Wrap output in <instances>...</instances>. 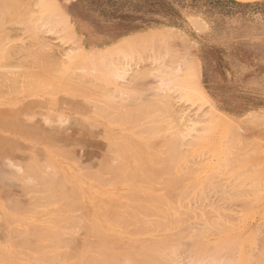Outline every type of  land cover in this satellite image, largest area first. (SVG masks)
Masks as SVG:
<instances>
[{"label": "rangeland", "instance_id": "rangeland-1", "mask_svg": "<svg viewBox=\"0 0 264 264\" xmlns=\"http://www.w3.org/2000/svg\"><path fill=\"white\" fill-rule=\"evenodd\" d=\"M141 1H144L145 5ZM146 1L55 0L54 3L52 0H0V207L7 210L11 206L18 207L27 202L36 203L34 200L48 198V193L49 198H58L59 212L67 216L66 225H68L61 228V232L66 235L64 239L61 237V244H67L64 241L69 239L71 241L73 236L76 237L77 264H86L87 261L88 264H92V260L95 261L94 264H109V262L124 264L125 258L127 264H161L167 260L164 256L170 257L168 258L170 262L166 261L162 264H191L192 256L190 263H186L189 258L186 259V256L191 254L189 252L195 251L190 249L203 232V227L200 226L203 223L196 226L200 222L196 224L193 220H199L201 217V221L205 219L203 220L206 225L205 233L209 234L212 227H214L213 232L217 233L211 236L212 232L208 237L197 240L201 241V244L208 242L205 247L212 244L211 249L214 251L216 246L214 242L217 240V243H224L227 247L229 241L234 239L236 246L237 243L241 245L238 244L236 248L237 250L239 248L240 253L237 258L240 263L243 261L241 264L244 260L245 262L247 260L246 264H253L255 260L252 261L253 250L259 251L260 256L258 254L257 258L260 257L258 260L262 262L264 258V234H262L264 233L262 226L264 225V113L258 111L245 116L243 114L249 105L248 101L253 100L260 106L264 104V0H156V7H148ZM160 1L163 5L159 4ZM56 2L60 11L70 15V21L74 20L88 27L94 39H100L101 42H118L120 36L132 32L135 26L141 28L150 26L157 31L129 38L128 41L126 39L122 43L119 41L104 52L107 57L98 64L100 70L97 68L91 70L85 67L83 58L76 54L79 48L75 43V37L69 24L60 17V12L56 11ZM49 15L54 25L52 22L51 26L47 21L44 22ZM156 33L175 37V50L181 52L184 57L188 56L186 52L192 46L195 59L200 57L206 64L208 76L200 81L204 86L206 84L204 88L207 89L208 94L204 89V94L199 91V85L200 87L203 85L201 86V83L198 85L197 81L191 85L187 94H180L176 90L166 92L165 96L161 94L162 92L150 90L152 87L147 84L151 83L149 81H156L158 77L156 79L155 75L159 73L154 71V64L152 65L154 60L152 61L150 57L153 58L154 55L155 59H158V56L162 55V47L165 45L171 47L169 43L174 42L171 37V42L163 44L155 37ZM79 44L83 47L80 42ZM183 48L185 51L182 50ZM95 50L102 49L86 51L83 48L84 56ZM173 50L174 48L172 52L175 53ZM120 66L127 70L132 69V72L138 75L133 78L132 72L128 74L120 71L123 78L118 79L117 72L113 69ZM93 81L95 86L92 84ZM125 81L132 82L130 85H124L125 87L120 85ZM144 83L147 91L143 93L139 89H142L141 86L144 89ZM122 87L123 90H119ZM213 95H217L218 104L212 102ZM144 97L145 100H142ZM97 124L100 126H96ZM93 133L94 136L91 135ZM90 138H96L95 140L102 144L99 153H82L79 150L84 146V149H87L86 145ZM167 145L171 146V152L168 150L170 146ZM103 156L104 158H101ZM111 164L113 167L110 166ZM116 165L119 167H114ZM44 166V170H41ZM46 176L48 177L45 178ZM61 185L63 190L60 189ZM255 189L262 195H259ZM224 193L230 194V197L228 195L225 197ZM218 194L221 196L219 197ZM183 195H186L187 199L184 200ZM191 202H197L199 206L197 203H194V206ZM211 204L213 206L209 207ZM171 205L180 209L179 213L172 211ZM82 206H85V209ZM128 206L133 208L129 209ZM196 206L201 210L204 207L207 213L211 210L216 213L217 210L220 215L217 213L214 215L213 211L205 215L204 211L200 210V213L197 208L194 211ZM221 206L226 209L224 207L222 209ZM157 208L162 209L161 211L170 209V213L174 214H171L169 219L175 215L177 220L185 215V219L181 218L184 224L180 225L181 221H169L171 224H176L175 227L172 224L173 230L170 223L161 225L163 219L158 215L163 212L159 214L160 209ZM187 208L194 211L191 213L194 219L190 215L187 217L186 214L191 211ZM181 213L185 214L181 215ZM230 213L234 216L230 217ZM179 214L181 216L178 217ZM138 215L141 216V220ZM206 216L212 217L209 220L213 219L214 221L211 220L213 223ZM0 217H3L1 211ZM117 217L119 218L116 219ZM149 217L156 218L159 224L157 220ZM164 217L165 221H168L169 216ZM110 219L112 222L109 221ZM177 222L178 226H185L184 229L177 228ZM185 224L191 227L188 230L192 233L194 227H197L194 236L191 232L187 233ZM226 224L231 226L229 230L225 229ZM2 225L5 223L3 222ZM209 225L210 228L206 232ZM144 226L151 228L147 231ZM136 227L138 230L140 228L141 235ZM167 227L172 232L168 231ZM215 228L217 231L224 230L221 233ZM91 229L98 231L94 232ZM142 230H146L147 233L142 234L144 232ZM179 230H182L181 235L184 234V230L186 236L190 234L191 236L188 237L191 240L199 233L197 236L199 238L195 242L190 241L194 242L192 248H183L186 245L183 241L188 242L189 239L176 238L180 235ZM156 231L159 232L158 236ZM252 233L254 234L251 235ZM256 234L258 237L263 235L261 242L255 238ZM161 239H164L163 242ZM228 239L230 240L227 242ZM178 240L181 244L183 242L181 249L180 245L177 246L178 248L175 245ZM225 240L226 242L221 243ZM150 241L153 243L149 244ZM258 241L260 244L263 243L262 246L255 244ZM165 242L168 244L166 245ZM254 244L256 248L262 247V249H255V246L253 248ZM198 245L196 247H199ZM202 245L204 247L205 244ZM231 245L228 247L235 251L236 249ZM147 246L152 247L151 251H148L150 248L148 249ZM217 246L218 249L223 248L221 249L223 254L226 253L224 246L221 247L219 244ZM138 247H143L146 252L145 250L141 252ZM168 247L169 249L172 247L170 251ZM201 247L197 249L203 250ZM228 247L227 252L230 251ZM209 248L208 246L209 251L206 249L207 255L210 254ZM172 249L177 251L173 254ZM166 250L169 252L166 253ZM203 251L194 252V256L195 253L198 256H201L200 254L205 256L206 252L203 254ZM212 251V254L217 255H209L213 256L212 258L222 254L220 250L218 254L217 251L216 253ZM234 251L230 252L231 256L234 255L232 254ZM2 252V261L8 263L17 261V254L11 252L8 244L3 247ZM146 253L151 257H147ZM230 253H226L224 257L227 259L229 256L227 254ZM183 254L184 256L181 257ZM92 256H95V260L91 258ZM222 256L218 257L220 262L223 260ZM247 256L251 260L247 259ZM60 257V260H64L63 254H60ZM153 257L154 260L160 257L165 260L160 259V263L159 260L154 261ZM241 257L245 259L241 260ZM235 258L231 257V259ZM237 258L234 262L230 260L232 264H237ZM96 259L101 262L97 263ZM194 259L195 262H201L199 258L194 257ZM226 259L224 258L222 262ZM212 260L209 259L210 262ZM257 261L256 264L259 263ZM210 262L208 264H211ZM217 263L214 261V264Z\"/></svg>", "mask_w": 264, "mask_h": 264}, {"label": "bare ground", "instance_id": "bare-ground-1", "mask_svg": "<svg viewBox=\"0 0 264 264\" xmlns=\"http://www.w3.org/2000/svg\"><path fill=\"white\" fill-rule=\"evenodd\" d=\"M41 1H43V0H41ZM52 1H54V3H55V0H52ZM241 1H242V0H241ZM4 2H5V1H4ZM55 6H56V11L60 12V13H59L60 17H61L63 20H65L66 23H68L69 26H70V29H71V31H72V34H73L74 37H75V43L77 44V47L79 48V50H78V52H77L76 54H78L79 57H82V58H83V62H84L85 67H88V68L91 69V70H96V68H97V70H100V66H98V64H100L101 62H103L104 60H106V57H107V56L105 55L104 52L107 51V50L109 49V47H105V48L102 49V50H97V51L95 50V51H92L91 54H89L88 56H84L83 48L81 47V45L79 44V40H78L77 37L75 36V33H74V31H73V28H72V25H71L70 22H69V18H68V16H67L63 11H60V10L58 9V7H57V2H56V4H55ZM46 16H47V15H46ZM46 21H47V23H48L50 26H51V24L53 23V22L50 20V15H49V17H46V20H44V22H46ZM51 22H52V23H51ZM46 25H47V24H46ZM53 25H54V23H53ZM155 35H156L155 37H157V38L160 40V42H162L163 44H167L168 42H171V41H170V40H171V37H172V41H173L174 38H175V37H173V36L169 37V34L166 35V34H164V33H156ZM177 38H178V36H177ZM128 40H129V39H127V41H128ZM122 41H124V40H122ZM122 41H121L120 43H122ZM175 41H176V40H174V42L169 43V44L171 45V47H169V45H165V46L162 47V49H161V53H162V55H159V56H158V59H155L156 56H154V55H153V58L150 57V59H152V61L154 60V61H153L154 63L152 62V65L154 64L153 67L155 68L154 71H158V72L160 73V70H162V72L160 73V75H158V74H159L158 72H157L158 74H156L157 76L154 74L156 79H157V77H158L157 80L155 79L156 81H149V82H151V83L147 84V85H150V86L152 87V88H150L151 91H155V90H156L157 92H162L161 94L165 95L166 92H175V91L177 90V91H179L180 94H187V91L190 90L191 85H192V84L194 85L195 81L198 82V83H197L198 85H199V83H200L199 64H198L197 60L195 59V57H194V55H193V50H192L193 48H192V46H190L189 48H191V49H189V50L186 52V55H187V53H188V56H187V57H184V55H183L181 52H179L178 50H177V51H178L179 54L176 53L177 51L175 50L176 47H175V44H174V43H176ZM179 41H180V40H179ZM172 44H174V46H173ZM181 44H182V46H183V43H181ZM181 44H180V45H181ZM177 45H178V44H177ZM172 47L174 48L173 51H175V53H176L177 55H175V53L172 52V49H173ZM178 47H179V46H177V48H178ZM163 48H164V49H163ZM170 48H172V49H170ZM169 49H170L171 51H170ZM182 50L185 51L184 48H183ZM75 51H76V50H75ZM76 54H75V55H76ZM172 54H174V55L172 56ZM186 55H185V56H186ZM157 60H158V62H157ZM155 62H156V64H155ZM97 66H98V67H97ZM136 69H137V68H136ZM150 69L153 71L152 68H149V70H150ZM156 69H157V70H156ZM151 70H150V71H151ZM113 71L117 72L116 77L119 79V78H123V77H121V75H123L122 73H125V72H126V73L130 74L129 72H132V69H131V70H127V69H125L123 66H120L119 68L116 67L115 70L113 69ZM120 71H122V73H121ZM132 73H133V72H132ZM152 73H153V72H152ZM134 74H135V76H134ZM137 75H138L137 73H133L131 76H132L133 78H135ZM152 75H153V74H152ZM154 75H153V76H154ZM133 78H132V79H133ZM147 78L149 79V77H147ZM95 81H96V80H95ZM131 82H132V81H129V82H128V81H125V83H124V82H123V83L121 82L120 85H122V86H124V85L127 86V85H130ZM94 83H95V82L93 81L92 84L94 85ZM132 84H134V81H133ZM93 85H92V86H93ZM145 85H146V84L144 83V89H143V86H141L142 89H139V90H142L143 93H144L145 91H147V90H146L147 88L145 89ZM154 85H155V86H154ZM94 86H95V85H94ZM125 86H124V87H125ZM136 86H137V85H136ZM137 88H138V87H137ZM119 90H123V87H122V89L120 88ZM137 91H138V90H137ZM199 91H200L202 94H204V93H203V88L200 87V85H199ZM119 92L122 93L123 91H122V92L119 91ZM148 92H149V91H148ZM134 94H135V93H134ZM137 94H138V93H137ZM154 94H155V93H154ZM157 94H158V93H157ZM168 94H169V93H168ZM135 95H136V94H135ZM139 95H140V92H139ZM166 95H167V94H166ZM166 95H165V96H166ZM161 96H162V95H161ZM161 96H159V98H160ZM170 96H171V95H170ZM150 97H151V96H150ZM123 99H124V98H123ZM136 99H137V98H136ZM141 99H142V98H141ZM141 99H140V100H141ZM138 100H139V99H138ZM140 100H139V101H140ZM142 100H145V97H144ZM161 100H162V99H161ZM170 100H171V99H170ZM134 101H135V100H134ZM139 101H138V102H139ZM144 102H145V101H144ZM164 102H165V101H164ZM133 103H134V102H133ZM160 103H161V102H160ZM166 103H167V102H166ZM172 104H173V103H172ZM142 106H143V105H142ZM166 106H167V105H166ZM140 107H141V106H140ZM49 116H51V114H50ZM98 125H99V124H97L96 126H98ZM99 126H100V125H99ZM103 131H105L104 128H103ZM91 133H92V132H91ZM105 133H106V132H105ZM91 135L94 136V133L91 134ZM89 137H90V136H89ZM95 139H96V138H90L89 142H88L87 145H86V146H87V149H84V148H85V146H84L83 149H79V150H81L82 153H99V150L102 148V144L99 143L98 140H95ZM129 144H130V143H129ZM107 146H108V145H107ZM113 146H114V145H113ZM167 146H170V145H167ZM32 148H34V147H32ZM73 148H75V147H73ZM124 148H125V147H124ZM164 148H165V146H164ZM56 149H57V148H56ZM76 149H78V148H76ZM116 149H117V148H116ZM72 150H73V149H72ZM113 150H114V149H113ZM127 150H128V149H127ZM168 150H170L169 152H171V150H172V149H171V146H170V148H169ZM73 151H74V150H73ZM81 151H80V152H81ZM134 151H135V149H134ZM165 151H167V150H165ZM62 152H63V151H62ZM101 152H102V151H101ZM167 152H168V151H167ZM169 152H168V153H169ZM74 153H75V152H74ZM114 153H115V152H114ZM69 156H70V155H69ZM93 156H94V155H93ZM92 158H93V157H92ZM101 158H104V156L101 157ZM101 158H100V160H101ZM114 159H115V158H114ZM109 160H110V159H109ZM109 160H108V161H109ZM116 160H117V159H116ZM104 161H105V160H104ZM112 161H113V160H112ZM99 162H100V161H99ZM105 162H106V161H105ZM109 162H111V161H109ZM101 163H102V162H101ZM103 163H104V162H103ZM116 163L118 164V162H116ZM116 163H115V164H116ZM49 164H50V162H49ZM49 164H48V165H49ZM113 164H114V163H113ZM35 165H36V164H34V166H35ZM46 165H47V164H46ZM98 165H99V164H98ZM103 165H104V164H103ZM41 166H42V165H41ZM50 166H51V165H50ZM107 166H108V163H107ZM110 166L113 167L112 164H111ZM17 167H18V166H17ZM51 167H52V166H51ZM99 167H100V166H99ZM99 167H97V168H99ZM104 167H105V165H104ZM114 167L118 168L119 166L116 165V166H114ZM27 168H28V167H27ZM35 168H36V167H35ZM44 168H45V166H44L41 170H44ZM48 168H50V167H48ZM108 168H109V167H108ZM108 168H107V169H108ZM28 169H29V168H28ZM54 169H55V168H54ZM102 169L105 170L104 168H102ZM109 169H110V168H109ZM109 169H108V171H111V170H109ZM111 169H112V168H111ZM114 169H115V168H114ZM32 170H33V168H32ZM34 170H35V169H34ZM115 170H116V169H115ZM117 170H119V169H117ZM37 171H38V170H37ZM54 171H55V170H54ZM112 171H113V169H112ZM19 172H20V171H19ZM27 172H28V171H27ZM41 172H42V171H41ZM55 172H56V171H55ZM116 172H117V171H116ZM28 173H29V172H28ZM52 174H53V173H52ZM27 175H28V174H27ZM36 175H37V173H36ZM43 175H44V174H43ZM48 175H49V174H48ZM55 175H56V174H55ZM55 175H54V176H55ZM34 176H35V175H34ZM39 176H40V175H39ZM41 176H42V175H41ZM20 177H21V176H20ZM30 177H31V176H30ZM35 177H38V176H35ZM47 177H48V176H46L45 178H47ZM50 177H52V176H50ZM113 177H114V176H113ZM32 178H34V177H32ZM40 178H41V177H40ZM25 179H26V178H25ZM41 179H43V178H41ZM54 179H55V178H54ZM57 179H58V178H57ZM17 180H18V178H17ZM33 180H34V179H33ZM55 180H56V179H55ZM101 180H102V179H101ZM48 181H50V180H48ZM62 181H63V180H62ZM77 181H78V180H77ZM42 182H43V181H42ZM45 182H46V181H44V183H45ZM53 182H55V181H53ZM58 182H59V181H58ZM65 182H66V181H65ZM67 182H68V180H67ZM21 183H22V182H21ZM44 183H43V184H44ZM38 184H39V183H38ZM71 184H73V183H71ZM32 185H33V184H32ZM50 185H51V184H50ZM50 185H48V186H50ZM119 185H120V184H119ZM43 186H44V185H43ZM46 186H47V185H46ZM52 186H54V185H52ZM62 186H63V185H61V188H60V189L63 190L64 188H63ZM76 186H77V185H76ZM41 187H42V186H41ZM59 187H60V186H59ZM31 188H33V187H31ZM45 188H46V187H45ZM70 188H72V186H71ZM70 188H69V189H70ZM74 189H75V188H74ZM96 189H97V188H96ZM57 190H59V189H57ZM75 190H76V189H75ZM100 190H101V189H100ZM134 190H135V189H134ZM136 190H138V189L136 188ZM136 190H135V191H136ZM197 190H199V189H197ZM197 190H196V191H197ZM204 190H205V189H204ZM204 190H202V191L204 192ZM104 191H105V190H104ZM255 191H256V189H255ZM54 192H56V191H54ZM57 192H58V191H57ZM59 192H60V191H59ZM114 192H115V191H114ZM175 192H176V191H175ZM175 192H174V193H175ZM256 192H257V191H256ZM63 193H64V192H63ZM69 193H70V192H69ZM73 193H74V191H73ZM78 193H79V192H78ZM100 193H101V192H100ZM100 193H99V194H100ZM103 193H104V192H103ZM117 193H118V192H117ZM129 193H130V192H129ZM131 193H132V192H131ZM151 193H152V192H151ZM174 193H172V194H174ZM182 193H184V192H182ZM182 193H181L180 195H182ZM198 193H199V192H198ZM212 193H213V192H212ZM216 193H217V192H216ZM218 193H219V192H218ZM254 193H255V192H254ZM257 193H258L259 195H262V194H260L261 192H259V190H258ZM51 194H52V193H51ZM115 194H116V193H115ZM118 194H119V193H118ZM175 194H176V193H175ZM178 194H179V193H178ZM204 194H205V193H204ZM207 194H208V192H207ZM252 194H253V193H252ZM75 195L77 196L76 193H75ZM119 195H121V193H120ZM133 195H134V194H133ZM133 195H131V196H133ZM138 195H139V194H138ZM191 195H192V194H191ZM195 195H197V194H195ZM198 195H199V194H198ZM200 195H202V193H200ZM213 195H214V194H213ZM227 195H228V194H227ZM227 195L224 193V196H225V197H226ZM229 195H230V194H229ZM229 195H228V196H229ZM254 195H255V194H254ZM53 196H54V195H53ZM67 196H68V195H67ZM79 196H80V195H79ZM88 196H89V195H88ZM135 196H137V195H135ZM148 196H149V195H148ZM166 196H168V195H166ZM170 196H171V195H170ZM178 196H179V195H178ZM178 196H177V197H178ZM183 196L185 197L186 195H183ZM188 196H189V195H188ZM193 196H194V194H193ZM193 196H192V197H193ZM215 196H216V195H215ZM218 196L220 197L221 194H220V195L218 194ZM218 196H217V197H218ZM49 197H50V196H49ZM57 197H58V196H57ZM105 197H106V196H105ZM150 197H151V196H150ZM161 197H162V196H161ZM164 197H165V196H164ZM184 197H183V198H184ZM201 197H202V199H203V196H201ZM206 197H207V196H206ZM210 197H211V196H210ZM229 197H230V196H229ZM55 198H56V197H55ZM63 198H65V197H63ZM75 198H76V197H75ZM77 198H79V197H77ZM139 198H140V197H139ZM158 198H159V197H158ZM257 198H258V195H257ZM48 199H49V198H48ZM59 199H60V198H59ZM67 199H69V198H67ZM140 199H141V198H140ZM185 199H187V197H185L184 200H185ZM191 199H192V198H191ZM63 200H64V199H63ZM73 200H75V199L73 198ZM79 200H80V199H79ZM79 200H78V202H79ZM108 200H109V199H108ZM138 200H139V199H138ZM141 200H144V199L142 198ZM141 200H140V201H141ZM152 200H153V199H152ZM154 200H155V199H154ZM158 200H159V199H158ZM164 200H165V199H164ZM205 200H206V199H205ZM50 201H51V198H50ZM59 201H60V200H59ZM59 201H58V202H59ZM105 201H107V200H105ZM112 201H113V198H112ZM112 201H111V202H112ZM114 201H116V200H114ZM136 201H137V200H136ZM145 201H146V200H145ZM162 201H163V200H162ZM165 201H166V200H165ZM165 201H164V202H165ZM169 201H170V200H169ZM182 201H183V200H182ZM227 201H228V200H227ZM65 202H66V201H65ZM74 202H75V201H74ZM74 202H73V203H74ZM101 202H102V200H101ZM107 202H109V201H107ZM111 202H109V203H111ZM155 202H157V201H155ZM155 202H154V203H155ZM184 202H185V201H184ZM203 202H204V201H203ZM207 202H208V201H207ZM113 203H114V202H113ZM157 203H159V202H157ZM161 203H163V202H161ZM161 203H160V204H161ZM191 203H192V202H191ZM194 203H195V202H194ZM194 203H192V205L195 206V204H196L197 202H196L195 204H194ZM74 204H75V203H74ZM76 204H77V203H76ZM105 204H106V202H105ZM120 204H121V203H120ZM128 204H129V203H127V205H128ZM149 204H150V203H149ZM155 204H156V203H155ZM165 204H166V203H165ZM165 204H164V205H165ZM177 204L179 205L178 202H177ZM177 204H176V205H177ZM181 204H182V203H180V205H181ZM187 204H188V202H187ZM197 204H198V203H197ZM205 204H206V203H204V205H205ZM207 204H208V203H207ZM209 204H210V203H209ZM216 204H217V203H216ZM238 204H239V203H238ZM253 204H254V203H253ZM80 205H81V204H80ZM114 205H115V204H114ZM114 205H113V206H114ZM116 205H117V204H116ZM118 205H119V203H118ZM121 205L125 206V204H121ZM121 205H120V207H121ZM130 205H131V204H130ZM130 205H129V206H130ZM132 205H133V204H132ZM144 205H145V204H144ZM183 205L186 206L184 203H183ZM222 205H223V204H222ZM254 205H256V204H254ZM129 206H128V207H129ZM135 206H136V204H135ZM167 206H168V204H167ZM172 206H173V205H171L170 208L172 209V211H175V213H177L178 210H180V209L176 208V206H175V208H174V206H173V207H172ZM198 206H199V204H198ZM201 206H202V202H201ZM205 206H206V205H205ZM211 206H213V204L209 205V207H211ZM214 206H215V205H214ZM224 206H225V205H224ZM224 206H221V208L224 207ZM61 207H62V206H61ZM78 207H79V206H78ZM82 207H83V206H82ZM84 207H85V206H84ZM84 207H83V208H84ZM120 207H118V208H120ZM150 207H151V206H150ZM155 207H156V206H155ZM159 207H160V206H159ZM181 207H182V206H181ZM190 207H191V209H193L192 206H190ZM76 208H77V207H76ZM106 208H108V206H107ZM122 208H125V207H122ZM130 208H131V207H129V209H130ZM132 208H133V207H132ZM132 208H131V209H132ZM143 208H144V207H143ZM146 208H147V207H146ZM146 208H145V210H147ZM148 208H149V207H148ZM166 208H167V207H166ZM168 208H169V207H168ZM168 208H167V209H168ZM183 208L185 209V207H183ZM195 208H197V210H199V211L201 210L200 208H198V207L196 206V207H194V211H195ZM213 208H214V207H213ZM224 208L226 209V207H224ZM71 209H72V208H71ZM84 209H85V208H84ZM87 209H88V208H87ZM140 209H141V207H140ZM154 209H156V208H154ZM157 209H160V208H157ZM187 209H188V208H187ZM189 209H190V208H189ZM189 209H188V210H189ZM191 209H190V210H191ZM215 209H216V207H215ZM222 209H223V208H222ZM222 209H221V210H222ZM225 209H224V210H225ZM228 209H229V208H228ZM250 209H252V208H250ZM108 210H109V209H108ZM143 210H144V209H143ZM143 210H140V211L143 212ZM161 210H162V209H160V211H159V214H160L161 212H163V213L160 214L161 216L158 215V213H156L161 219H163V220H161L162 222H160L161 225H163L162 223H166V224H167V223H170V224H171V222H176V221H181V224H180V225L184 224V223H182L183 220H182L181 218L185 219V218H184V217H185V215H184L185 213H184V214L181 213V215H184V217H180V218L177 219V220L175 219V218H177V217H174L175 215H174V216H171V219H172V217H173V219L171 220V219H169V218H170V215L172 214V213H170V211H169L170 209L168 210L169 212H168V211H161ZM163 210H165V209H163ZM210 210H211V208H210ZM221 210H220V212H221ZM224 210H223V211H224ZM57 211H58V210H57ZM86 211H87V210H86ZM92 211H93V210H92ZM126 211H128V210H126ZM151 211H152V210H151ZM176 211H177V212H176ZM181 211L184 212L185 210H184V211L181 210ZM181 211H180V212H181ZM186 211H187V210H186ZM194 211H192V210L189 211V212H188L189 214H188V213L186 214L187 217H189L188 215L191 216V215H192L191 213H192V212L194 213ZM201 211H204L203 213L206 215L207 212H205L204 207H203V210H201ZM201 211H200V213H201ZM206 211H207V210H206ZM211 211L214 212V210H211ZM211 211H208L209 213H207V214H210ZM223 211H222V212H223ZM102 212H103V210H102ZM110 212H111V210H110ZM114 212H115V211H114ZM116 212H117V211H116ZM123 212H125V211H123ZM138 212H139V211H138ZM144 212H145V211H144ZM164 212H165V213H164ZM167 212L170 213V214H168ZM105 213H106V212H105ZM117 213H118V212H117ZM134 213H135V212H134ZM148 213H149V212H148ZM153 213H155V212H153ZM178 213H179V212H178ZM196 213H198V211H197ZM196 213H195V214H196ZM203 213H202V214H203ZM211 213H212V212H211ZM214 213H215V212H214ZM216 213H217V210H216ZM216 213H215L214 215H216ZM107 214H108V213H107ZM121 214H122V213H121ZM135 214H136V213H135ZM162 214H163V215H162ZM166 214H167V215H166ZM173 214H174V213H173ZM173 214H172V215H173ZM195 214H194V215H195ZM226 214H227V213H226ZM232 214H233V213H232ZM117 215H118V214H117ZM123 215H124V214H123ZM128 215H129V214H128ZM128 215H127V217H128ZM157 215H156V216H157ZM181 215L179 214V215H177V216L179 217V216H181ZM196 215H197V214H196ZM217 215H220V214L217 213ZM229 215H231V213H230ZM229 215H228V219H229L230 217H233V216H234V215H231V216L229 217ZM84 216H85V215H84ZM93 216H95V215H93ZM101 216H102V214H101ZM110 216H111V215H110ZM131 216H132V214H131ZM138 216H139V219H140L141 216H140V215H138ZM144 216H145V215H144ZM151 216H152V215H151ZM156 216H155V217H156ZM163 216H167V217L169 216V217L167 218L168 221H165L166 219H165V217L163 218ZM200 216H201V214H200ZM203 216H204V215H203ZM85 217H86V216H85ZM102 217H103V216H102ZM111 217H113V216H111ZM132 217H133V216H132ZM145 217H146V216H145ZM159 217H158V218H159ZM187 217H186V218H187ZM191 217H192V216H191ZM204 217H205V216H204ZM206 217H207V216H206ZM216 217H217V216H216ZM218 217H219V216H218ZM223 217H224V214H223ZM69 218H70V217H69ZM90 218H91V217H90ZM109 218H110V217H109ZM113 218H114V217H113ZM118 218H119V217H117L116 219H118ZM149 218H153V217H149ZM149 218H148V219H149ZM156 218H157V217H156ZM156 218H155V219L153 218V220H157ZM192 218H193V217H192ZM196 218H197V217H196ZM201 218H202V217H201ZM201 218H200V219H201ZM207 218H208V217H207ZM210 218H212V217H209L208 220H209ZM214 218H215V217H214ZM226 218H227V217H226ZM236 218H239V217L236 216ZM85 219H86V218H85ZM96 219H97V218H96ZM104 219H105V218H104ZM129 219H131V218L129 217ZM133 219H134V217H133ZM133 219H132V220H133ZM135 219H136V218H135ZM144 219H145V218H144ZM144 219H143V221H144ZM146 219H147V218H146ZM146 219H145V220H146ZM180 219H181V220H180ZM187 219H188V218H187ZM187 219H186V220H187ZM193 219H194V218H193ZM198 219H199V213H198ZM200 219H199V220H193V223L195 222V223L197 224L198 222H200V223L197 224V225L195 224L196 226H198V225H200L201 223H203V225L201 224L200 226L203 227V229H202L203 232H202V231H201V232H202V235H203L204 237H203L202 235H200V238L197 237V236H199V233H198V235L196 236V238H193V240H191V239H189V237L191 236L190 234L188 235L189 237L186 236V234H185L186 231L184 230V234H185V236H186V237H185L184 234L181 235V233H180V231H182V230H179V233H180L181 236L179 235V236L176 237V238H179V237H180V239L182 238L183 240H185V239L188 240V239H189L188 242L183 241L186 245L189 243L187 246L184 244L185 246H184L183 248H185V247H190V248H192L191 246L193 245V243L195 242V240H196L197 238L201 239V238H205L206 236L208 237V235H210V233L213 232V228H214V227H212L211 230H209V232L211 231L209 234H208V233L206 234L205 231H204L206 225H205L204 222H203V220H205V219H203L202 221H201ZM221 219H222V218H221ZM221 219H220V220H221ZM228 219H227L226 221H228ZM233 219H234V218H233ZM233 219H232V221H233ZM88 220H89V219H88ZM90 220L92 221V219H90ZM100 220H101V219H100ZM113 220H115V218H114ZM119 220H120V219H119ZM121 220H122V219H121ZM140 220H141V219H140ZM149 220H150V219H149ZM153 220L151 219V221H153ZM159 220H160V219H159ZM186 220H185V222H186ZM208 220H207V224H209V221H210V222L214 221L213 219H211L212 221H211V220L208 221ZM220 220H219V221H220ZM237 220H238V219H237ZM79 221H80V220H78V222H79ZM91 221H89V222H91ZM103 221H104V220H103ZM105 221H107V220H105ZM109 221H111V219H110ZM115 221H116V220H115ZM115 221H114V222H115ZM133 221H134V220H133ZM151 221H150V223H151ZM163 221H164V222H163ZM169 221H171V222H169ZM191 221H192V220H191ZM196 221H197V222H196ZM216 221H217V220H216ZM219 221H218V222H219ZM221 221H224V220H221ZM80 222H81V221H80ZM111 222H112V221H111ZM116 222H117V221H116ZM119 222H120V221H119ZM154 222H155V221H154ZM154 222H152V223L154 224ZM156 222L158 223L159 221L157 220ZM188 222H189V220H188ZM188 222H187V225H189ZM218 222H217V223H218ZM235 222H236V221H235V219H234V223H235ZM91 223H92V222H91ZM95 223H96V222H95ZM120 223H121V222H120ZM130 223H131V221H130ZM132 223H134V222H132ZM135 223H136V222H135ZM137 223H139V222H137ZM205 223H206V222H205ZM212 223H213V222H212ZM215 223H216V222H214V224H215ZM220 223L222 224V222H220ZM220 223H219V224H220ZM223 223H224V222H223ZM228 223H229V222H228ZM228 223H227V224H228ZM101 224H102V223H101ZM126 224H127V223H126ZM141 224L143 225V223H141ZM141 224H140V225H141ZM146 224H147V223H146ZM158 224H159V223H158ZM166 224L164 225V227L166 226ZM170 224H168V225H170ZM172 224H173V223H172ZM172 224H171V225H172ZM174 224H175V223H174ZM174 224H173V225H174ZM190 224H191V223H190ZM227 224H226V226H227L228 228H227L225 225H224V226H225V229L229 230V229L231 228V226H229V225H227ZM232 224H233V222H232ZM237 224H238V223H237ZM144 225H145V223H144ZM151 225H152V224H151ZM155 225H157V224H155ZM168 225H167V226H168ZM171 225H170V227H171V229H172L173 225H172V226H171ZM175 225H176V224H175ZM175 225H174V227H175ZM185 225H186V224H185ZM187 225H186V226H187ZM217 225H218V224H217ZM230 225H231V224H230ZM76 226H77V225H76ZM118 226L120 227V225H118ZM121 226H122V225H121ZM126 226H127V225H126ZM192 226H193V225H192ZM196 226L194 227L195 229L192 228V229H193V233H192L191 231L188 230L190 226H187V228H185V229L187 230V233H188V232H191V234L194 236V235H195V231H194V230H197V229H196V228H197ZM200 226H199V227H200ZM240 226H241V225H240ZM262 226H264V225H262ZM88 227H89V226H88ZM92 227H93V226H92ZM101 227H103V226H101ZM108 227H109V226H108ZM113 227H114V225H113ZM124 227H125V226L123 225V228H124ZM139 227H141V226H139ZM168 227H169V226H168ZM168 227H167V229H168ZM180 227H182V226H178V222H177V228H180ZM184 227H185V226H183L182 229H184ZM217 227H218V226H216V228H217ZM219 227H221V226H219ZM219 227H218V228H219ZM78 228H80V227H78ZM94 228H96V227H94ZM120 228H121V227H120ZM136 228H137V230H138V227H136ZM150 228H151V227H150ZM150 228L144 226V229H147V231H149L148 229H150ZM165 228H166V227H165ZM165 228H164V230H166ZM190 228H191V227H190ZM209 228H210V225L207 226L206 232H207V230H208ZM216 228H215V230L217 231ZM221 228H222V227H221ZM263 228H264V227H263ZM96 229L99 230V228H96ZM103 229H104V228H103ZM106 229H107V228H106ZM141 229H142V228H141ZM175 229H176V228H174V231H176ZM86 230H87V229H86ZM91 230H93V229H91ZM98 230H97V231H98ZM124 230H125V229H123V231H124ZM131 230H132V229H131ZM139 230H140V228H139ZM139 230H138V231H139ZM159 230H161V227L159 228ZM172 230H173V229H172ZM222 230H224V229H222ZM222 230L218 229V231H220L221 233H222ZM233 230H235V229L233 228ZM93 231H94V230H93ZM97 231H94V232H97ZM108 231H109V230H108ZM129 231H130V230H129ZM134 231H135V230H134ZM134 231H133V233H134ZM140 231H141V230H140ZM140 231H139V233H140ZM142 231H144V232H142V234H144L145 232L147 233L146 230H142ZM168 231H171V230L168 229ZM218 231H217V232H218ZM130 232H132V231H130ZM135 232H136V231H135ZM152 232H153V231H151V233H152ZM156 232H157V236H158V233H159V232H158V231H156ZM171 232H172V231H171ZM98 233H99V232H98ZM115 233H116V232H115ZM115 233H114V234H115ZM121 233H122V231H121ZM121 233H120V234H121ZM127 233H128V232H127ZM153 233H154V232H153ZM182 233H183V232H182ZM203 233L206 234V235H204ZM214 233H216V232L214 231V232L211 234V236L214 235ZM259 233H260V231H259ZM108 234H109V233H108ZM148 234H149V233H148ZM168 234H170V233H168ZM216 234H217V233H216ZM216 234H215V235H216ZM253 234H254V233H252L251 235H253ZM260 234H261V233H260ZM260 234H259V235H260ZM262 234H264V233L262 232ZM63 235H64V234H63ZM100 235H101V234H100ZM125 235H127V234H125ZM140 235H141V233H140ZM166 235H167V234H166ZM177 235H178V234H177ZM219 235H220V234H219ZM97 236H98V235H97ZM104 236H105V235H104ZM115 236H116V235H115ZM128 236H129V235H128ZM153 236H154V234H153ZM182 236H184L185 238L182 237ZM256 236H257V234H256ZM57 237H60V236L57 235ZM61 237H62V236H61ZM63 237H66V235H64ZM69 237H71V236H69ZM122 237H124V236H122ZM133 237H135V236H133ZM173 237H175V235H174ZM187 237H188V238H187ZM217 237H218V236H217ZM250 237L253 239L252 236H250ZM259 237H260V236H259ZM259 237L257 236V237H255V238H258V240L261 242V241H262V237H263V235H262V237H260L261 239H259ZM108 238H109V237H108ZM124 238H125V237H124ZM128 238L130 239V237H128ZM135 238H136V237H135ZM144 238H145V237H144ZM235 238L238 239V237H235ZM251 238H250V239H251ZM263 238H264V237H263ZM63 239H64V238H63ZM68 239H69V238H68ZM104 239H105V238H104ZM137 239H138V238H137ZM199 239H197V240H199ZM230 239H231V238H230ZM230 239H228L227 242H228ZM236 239H235V240H236ZM252 239H251V240H252ZM66 240H67V239H66ZM106 240H107V239H106ZM132 240H133V239H132ZM140 240H141V238H140ZM142 240H143V239H142ZM151 240H152V239H151ZM161 240H162V242H163L164 239H161ZM168 240H169V242H170V239H168ZM175 240H176V239H175ZM187 240H186V241H187ZM197 240H196V243L198 242V244H199V242H200V244H199V245L196 244V243H195V244L198 245L199 247H196V245L194 244V245H193V248H196V249H197V248H200V247L202 246L201 248H202L203 250L205 249V251L200 250V249H199V250L197 249V251H198V252H197L196 249H193V248L190 249V250H195V251H193V252H189V253H191V254H188V256H186V259H187V257L190 258V256H192L191 258H193V259H192V262H193V263H191V264H195V263L197 264V263L200 262V261H196V262H195L194 257L199 258V260L201 259L200 264H201V263H202V264H204V263H205V264H208V262H210L209 259H210V260L213 259V260L210 262L211 264H214V261H215V263L218 262L217 264H224V263H225V264H226V263H227V264H229V263L232 264V262H231L230 260H233V262H234V260L237 258V256H239V253H240V252L238 251L239 248H238V250L236 249V248L238 247V244H239V243H237V246H236V243H235L236 241H234V239H233V240H230L231 242L229 241L228 246L232 244L231 246H232L233 248H235V249L238 251V253H237L236 250L234 251V250H232V248H230V247H228V246H227V247H228V249H230V251L227 252V249H226L227 247L224 246V243H223V242H226V240L221 242V243H223V244H220V242L217 243L218 240H217V242H214V243H215L216 246H217V244H219V246H221V247L224 246V247H225L224 252H225V250H226V253H230L231 251H234V252H232V254L234 253L233 256H231V253H230V254H227V256L229 255L228 258H229L230 256L233 257V258H235L234 256H236L235 259H231V257H230L229 259H228V258L226 259V257H224V256L226 255V253L223 254V250H221V249H223V248H220V247H219V249H218V246L216 247V246L214 245L215 248H216V250H215V248H214V249H213L214 251H212V249H211V248H212V244H211V245H210V244L208 245V246L210 247V248H209V249H210V252H209L210 254L207 255V253H208L209 250L207 249L208 246H207V247H205V246L207 245L208 242H206V243H205V242L202 243V244H205V245H204L205 248H204L203 245L201 244V241H197ZM201 240H202V239H201ZM62 241H64V240H62ZM108 241H109V240H108ZM114 241H115V240H114ZM118 241H119V240H118ZM118 241H117V242H118ZM134 241H136V239H135ZM145 241H146V240H145ZM147 241H148V240H147ZM153 241H154V240H153ZM171 241H172V239H171ZM190 241H191V242L194 241V242L191 243ZM232 241H233V243H232ZM254 241H255V239H254ZM254 241H253V243H254ZM259 241H258V243H255V244H256V245L259 244V245L262 246V244H263L264 242L260 244ZM263 241H264V240H263ZM119 242H120V241H119ZM138 242H139V241H138ZM154 242H155V241H154ZM176 242H177V241H176ZM183 242H182V244H181V243H180V240H178V242L175 244L176 247H177L178 245H180L179 248L181 249V247L183 246ZM249 242H250V240H249ZM256 242H257V241H256ZM113 243H114V242H113ZM115 243H116V241H115ZM121 243H122V242H121ZM139 243H140V242H139ZM142 243H143V242H142ZM146 243H147V242H146ZM150 243H153V242L150 241L149 244H150ZM160 243H161V242H159V244H160ZM165 243H166V245L168 244L167 242H165ZM172 243H173V242H172ZM230 243H231V244H230ZM234 243H235V244H234ZM67 244H68V243H67ZM106 244H108V243H106ZM126 244H127V242H126ZM233 244L235 245V247L233 246ZM255 244L253 245V248H254ZM63 245H64V244H63ZM118 245H119V244H118ZM122 245H123V244H122ZM146 245H147V244H146ZM154 245H155V244H154ZM157 245H158V244L156 243V246H157ZM161 245L164 246V244H161ZM181 245H182V246H181ZM226 245H227V243H226ZM239 245H240V244H239ZM247 245H248V244H246V246H247ZM68 246H70V245L68 244ZM88 246H90V245H88ZM88 246H87V247H88ZM98 246H99V245H98ZM105 246H106V245H105ZM144 246H145V245H144ZM152 246H153V245H152ZM170 246H172V245H170ZM170 246H169V247H170ZM173 246H174V245H173ZM240 246H241V245H240ZM243 246H244V245H243ZM257 246H258V245H257ZM73 247H74V246H73ZM102 247H104V246H102ZM111 247H112V246H111ZM123 247H124V246H123ZM126 247H127V246H126ZM129 247H131V245H130ZM161 247H162V246H161ZM166 247H167V246H166ZM169 247H168L167 249H169ZM249 247H251V242H250V246H249ZM67 248H69V247H67ZM90 248H91V247H90ZM100 248H101V247H100ZM105 248H106V247H105ZM142 248H143V247H141V248L138 247V249H139L141 252H144L143 250H145V249H144V248L142 249ZM147 248H148V246H147ZM149 248H150V249H149ZM149 248H148V249H149L148 251H151L152 247L149 246ZM153 248H154V247H153ZM171 248H172V247H171ZM171 248H170V249H171ZM177 248H178V247H177ZM253 248H251V249L253 250ZM257 248H258L259 250H260V248L262 249V247H260V248L257 247ZM257 248H256V246H255V249H257ZM107 249H109V248L107 247ZM111 249H112V248H111ZM155 249H156V247H155ZM157 249H158V246H157ZM164 249H165V247H164ZM170 249H169V251H170ZM173 249H175V248H173ZM173 249H172V250H173ZM206 249H207L208 251H206ZM244 249H245V248H243V250H244ZM127 250H128V249H127ZM131 250H132V249H131ZM133 250H134V249H133ZM160 250L164 251L163 249H160ZM178 250H179V249H178ZM186 250H189V249L186 248ZM218 250H220L221 253H222V254H220V256L223 255V256H222V259H223L222 261H224V258L226 259L225 262H222V261L220 262V260H218V259H219L218 257H220L219 254H218V252L220 253V251H218ZM245 250H246V249H245ZM249 250H250V249H249ZM87 251H88V250H87ZM96 251H99V250H96ZM137 251H138V250H137ZM169 251L166 250L165 252L167 253V252H169ZM173 251H174V250H173ZM176 251H177V250H175V251L173 252V254H174ZM183 251H184V250H183ZM200 251H201V252H200ZM202 251H203V254L206 252V255L203 256L202 254H200L201 256H198L197 253H202ZM211 251H212L213 253H216V251H217L216 254H218V257H217V258H216V257L212 258L213 256H217V255L212 254ZM88 252H89V251H88ZM91 252H92V251H91ZM101 252H102V250H101ZM134 252H136V251H134ZM145 252H146V250H145ZM153 252H156V251L153 250ZM158 252H161V251L158 250ZM187 252H188V251H187ZM194 252H197V253H195L196 256H194ZM235 252H236V253H235ZM255 252H257V253L255 254ZM258 252H259L258 250H257V251L253 250V254H254V255L252 254V261L255 259V260H254V262H255V261H257V260L260 258V257L257 258V255H258V254H259L258 256H260V253H258ZM97 253H98V252H97ZM99 253H100V252H99ZM192 253H193V254H192ZM242 253L244 254V252H242ZM247 253H248V251H247ZM247 253H246V255H247ZM251 253H252V252H251V250H250V254H251ZM130 254H131V253H130ZM139 254H142V253L139 252ZM149 254H150V253H149ZM164 254H165V253H164ZM173 254H172V255H173ZM184 254H185V253H184ZM184 254L181 255V257L184 256ZM186 254H187V253H186ZM211 254L213 255L212 257H210ZM236 254H237V255H236ZM250 254L248 255L249 257H250ZM263 254H264V253H263ZM86 255H87V254H86ZM145 255H147V253H146ZM155 255H156V254H155ZM167 255L169 256L170 254H167ZM209 255H210V256H209ZM111 256H112V255H111ZM120 256H121V255H120ZM133 256H134V255H133ZM138 256H139V255H138ZM158 256H159V255H157V257H158ZM177 256H178V255H177ZM197 256H198V257H197ZM248 256H247V259H250L251 257L249 258ZM253 256H254V257L256 256V257L254 258ZM82 257H83V256H82ZM94 257H95V256H92L91 258H94ZM101 257H102V256H101ZM108 257H109V256H108ZM115 257H116V256H115ZM139 257H140V256H139ZM145 257H146V256H145ZM147 257H151V256H148V255H147ZM162 257H163V256H162ZM171 257H172V256H171ZM181 257H179V258H181ZM201 257H203V258H201ZM204 257L207 258V259H206V260H208L207 262H205L206 260L204 259ZM242 257H244V256L242 255ZM242 257H241V258H242ZM262 257H263V256H262ZM262 257H261V261H262ZM80 258H81V257H80ZM84 258H85V257H84ZM112 258H113V257H112ZM116 258H117V257H116ZM118 258H119V257H118ZM124 258H125V257H124ZM142 258H144L143 255H142ZM164 258H167V260H165ZM164 258H161V257H160L161 261H162V260H165V262H166V261H168V258H170V257H165V256H164ZM174 258H175V257H174ZM176 258H177V257H176ZM189 258H188V259H189ZM191 258L189 259V261H188V259H187L186 263H190V262H191ZM241 258H240V259H241ZM256 258H257V259H256ZM87 259H88V257H87ZM98 259H99V258H98ZM98 259H96V260H97V261H96L97 263L99 262ZM108 259H109V258H108ZM120 259H121V257H120ZM122 259H123V258H122ZM125 259L127 260V258H125ZM125 259H124V264H127L128 262L125 263V261H126ZM147 259H148V258H147ZM150 259H151V258H150ZM154 259H155V258L153 257V260H154ZM160 259H158V260H159V262L161 263ZM183 259H184V261H185V258H183ZM183 259H180V260L183 261ZM215 259H217V261H216ZM237 259H238V260H237L238 262H237V261H236V262H237V264H239V263H240V262H239V258H237ZM243 259H245V258H242L241 260H243ZM91 260H92V259H91ZM94 260H95V258H94ZM105 260H106V259H105ZM113 260H116V259H113ZM128 260H129V259H128ZM158 260H157V258H156V260H154V261H158ZM169 260H170V259H169ZM193 260H194V261H193ZM197 260H198V259H197ZM228 260H229L230 262H229ZM250 260H251V259H250ZM82 261H83V260H82ZM86 261H87V260H86ZM102 261H103V260H102ZM106 261H107V260H106ZM106 261H105V262H106ZM120 261H121V260H120ZM130 261H131V259H130ZM133 261H134V260H133ZM144 261H145V260H144ZM146 261H147V260H146ZM149 261H150V260H149ZM182 261H181L180 263H182ZM227 261H228V262H227ZM75 262H76V261H75ZM87 262H88V261H87ZM87 262H85V263L88 264ZM94 262H95V261H94ZM94 262H93V260H92V264H94ZM100 262H101V261H100ZM100 262H99V263H100ZM103 262H104V261H103ZM103 262H102V263H103ZM165 262L163 261L162 263H165ZM169 262H170V261H168V263H169ZM171 262H172V261H171ZM212 262H213V263H212ZM219 262H220V263H219ZM242 262H243V261H241V263H242ZM246 262H247V260H246ZM246 262H245V260H244V263H243V264H246ZM248 262H249V261H248ZM250 262H251V261H250ZM254 262H253V264H256V262H255V263H254ZM257 262H259L260 264H261V263L263 264V262H264V258H263V261H262V262H260L259 260H258ZM115 263H116V262H115ZM122 263H123V262H122ZM149 263H150V262H149ZM162 263H161V264H162ZM172 263H173V262H172ZM175 263H176V262H175ZM241 263H240V264H241ZM259 263H258V264H259ZM72 264H73V263H72ZM74 264H75V263H74ZM76 264H77V263H76ZM95 264H96V263H95ZM109 264H110V262H109ZM140 264H141V263H140ZM157 264H158V263H157ZM235 264H236V263H235ZM248 264H250V263H248ZM251 264H252V263H251Z\"/></svg>", "mask_w": 264, "mask_h": 264}, {"label": "crops", "instance_id": "crops-1", "mask_svg": "<svg viewBox=\"0 0 264 264\" xmlns=\"http://www.w3.org/2000/svg\"><path fill=\"white\" fill-rule=\"evenodd\" d=\"M141 2L145 5L144 1ZM146 2L148 7L157 6L156 0H147ZM159 4L163 5V2L160 1ZM66 15L69 18L75 36L86 51L112 47L119 41L157 31L154 27L150 26L146 28L135 26L132 32L128 31L129 33L120 36L118 42L106 43L101 42L100 39H94V35L88 27L74 20L70 21V15ZM196 60L199 64V76L201 80L208 76V71L202 58L199 57ZM201 86L206 92L207 89L204 88L206 84L204 86L201 83ZM211 100L214 104L219 103L217 95L211 96ZM248 103L249 105L245 109L243 116L258 111L264 113V104L260 106L253 100L248 101ZM222 111L226 112V110ZM48 198L34 200L36 203L27 202L18 207L11 206L7 210L4 207V209L0 207V211L3 212V217H0V264H76V237L73 236L71 241L70 239L64 241V243L67 242L70 246L68 244H61V236L64 238L63 236L65 235L61 232V228L68 227L66 225L67 216L60 214L58 198L54 199L51 197V201ZM3 222L5 225H2ZM57 235L60 237H57ZM7 244L11 248V252L17 254V261H11L10 263L2 261L3 247L5 248ZM60 254H63L64 260H60Z\"/></svg>", "mask_w": 264, "mask_h": 264}]
</instances>
